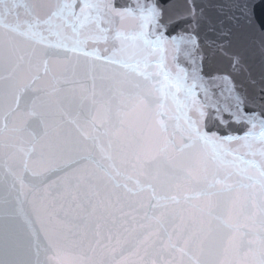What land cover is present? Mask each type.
Wrapping results in <instances>:
<instances>
[{
	"label": "water",
	"instance_id": "water-1",
	"mask_svg": "<svg viewBox=\"0 0 264 264\" xmlns=\"http://www.w3.org/2000/svg\"><path fill=\"white\" fill-rule=\"evenodd\" d=\"M0 264H264V0H0Z\"/></svg>",
	"mask_w": 264,
	"mask_h": 264
}]
</instances>
